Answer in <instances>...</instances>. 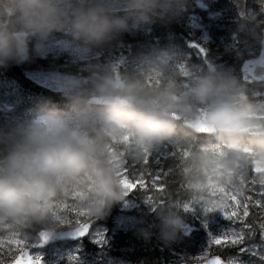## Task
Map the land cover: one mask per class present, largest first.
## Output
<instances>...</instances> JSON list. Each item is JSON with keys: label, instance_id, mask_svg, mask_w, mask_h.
<instances>
[{"label": "clouds", "instance_id": "1", "mask_svg": "<svg viewBox=\"0 0 264 264\" xmlns=\"http://www.w3.org/2000/svg\"><path fill=\"white\" fill-rule=\"evenodd\" d=\"M257 3L240 43L249 52L259 46L251 63L264 77V19H257L264 0ZM120 8L124 15L117 14ZM185 10V0H0V67L43 55L55 32L87 51L154 18L179 22ZM86 72L54 74L66 110L40 106L0 123V241L74 228L72 208L102 217L129 193L120 182L126 161L142 162L146 151L165 144L188 152L177 176L191 205L219 203L220 190H245L252 167L264 172V102L250 100L230 71L209 65L189 75L170 53L152 51L139 54L129 70L108 65ZM178 74L187 81L178 82ZM201 122L207 131L199 129ZM200 133L204 141L193 144ZM183 211L174 203L156 207L163 246L182 229Z\"/></svg>", "mask_w": 264, "mask_h": 264}, {"label": "trees", "instance_id": "2", "mask_svg": "<svg viewBox=\"0 0 264 264\" xmlns=\"http://www.w3.org/2000/svg\"><path fill=\"white\" fill-rule=\"evenodd\" d=\"M200 0H185V14L179 22H165L160 19L154 18L145 23L146 26L153 31L154 36L160 39L164 44H169L171 40L175 44H185L187 39L201 41L199 38V31L194 29L190 23V13L192 7ZM210 2L209 0H206ZM216 9H230L235 18L236 24L239 26H248L249 22H242L238 20L235 11L229 0H216L211 3ZM118 15H124V11L117 12ZM51 36L68 38L62 33L55 32ZM186 38V40H185ZM71 40V38H70ZM72 41V40H71ZM78 43V42H77ZM145 40L142 35L133 36L128 33L122 34L117 41H113L111 45L92 49L101 54L122 52L123 55L128 57H138L141 53L149 52V47H145ZM135 64H127L120 68L119 71H125L132 68ZM38 67L40 70L48 72H61L64 74L82 75V71L77 70L75 67H60L57 62L52 59H41L38 57L29 59L20 64H12L8 67H0V97L6 98L15 103L16 108L11 112L0 110V123H4L15 119L17 117H25L31 114L32 110L40 106L55 107L57 109L66 110L68 105L66 99L60 92H55L50 89L44 88L37 83L33 82L26 76V71L31 67ZM200 137L198 142L201 143ZM134 164V165H133ZM179 159L172 155L155 159L152 155L149 157L147 164L142 162L128 161L127 167L131 170H138L151 180V177L158 174V170L163 169L167 172L166 175H161L160 183L165 185L161 191H157L151 187L150 182L148 193L154 195V199L163 201L160 205H170L178 201L183 203L187 201L185 196V189L182 187L177 176V165ZM251 175V174H250ZM138 193V192H136ZM251 193L245 192V195ZM249 215L244 218V221L237 220L235 224L224 218H218L217 222H211L204 215V211L197 213L183 211L184 219L193 222L201 228L200 232L195 233L190 238L182 237L177 233L174 242L165 247L162 245L158 238L160 220L157 217V212H147L144 208L140 212L139 220L136 227L127 232H120L115 236L114 241L110 244L108 252L118 259L117 264H192V261L198 257L206 248L209 249V256L220 255L224 259H228L231 255L237 254L241 247L251 244H260L261 255L252 257L246 260H241L240 264H264V237H261V223L264 222V216H261L258 207L253 206L251 203L248 205ZM121 213V202L114 204L110 210L99 218H89V223L93 227L97 225L112 226L115 218ZM242 214V210H241ZM72 215V213H71ZM73 221V217H71ZM83 220V217H81ZM73 223V222H72ZM243 223H247L250 227L243 229L245 233L251 232V235H246L243 242L237 245L226 244H209L210 235L212 237L218 236L226 232L230 227L240 230ZM71 228H62L67 230ZM147 230L150 235L144 238L140 234V230ZM39 231H32L30 234L33 242L37 240ZM109 243L107 240L104 243V248H107ZM20 246H14L13 250L17 255L20 254ZM87 250H97L96 246L89 245ZM4 259L9 258L7 249L3 251ZM208 256V257H209ZM201 262L203 260L201 259Z\"/></svg>", "mask_w": 264, "mask_h": 264}, {"label": "rangeland", "instance_id": "3", "mask_svg": "<svg viewBox=\"0 0 264 264\" xmlns=\"http://www.w3.org/2000/svg\"><path fill=\"white\" fill-rule=\"evenodd\" d=\"M199 1L192 7L190 13V25L199 31V38L201 41L187 39L185 44H175L173 40L169 44H164L163 41L154 36L146 24H142L139 28L134 29L128 34L133 36L142 35L145 40V47H149V52L164 51L171 54V62L178 68L181 66L183 70L189 75H200L208 70L209 65L214 66L217 70L230 71L241 80V65L244 60L253 58L259 54V46H254L251 52L245 50L240 41L245 37L251 28V23L243 28L238 27L235 23V18L230 9H216L211 3L216 0ZM249 5V15L258 12L259 5L257 0H247ZM124 11L122 8L117 12ZM257 19H264V14L257 15ZM186 40V38H185ZM47 50L43 55L36 56L41 59H52L57 62L60 67H75L82 71V76H86V68L89 66H96L98 68L115 65L117 70L127 64H136L137 58L135 56L128 57L122 52L101 54L94 50H84L81 45L70 41L68 38H60L50 36L46 46ZM203 49V52H201ZM146 52V53H149ZM145 53V54H146ZM239 53V55L237 54ZM26 75L36 82L38 85L59 92L55 88L54 74H64L61 72H48L40 70L34 66L28 69ZM188 75H177L178 82H186ZM249 99L253 102H264V86L255 85L246 87ZM16 108L15 103L10 100L0 97V110L11 112ZM200 137L196 136L193 139V144H197ZM205 137L201 139L203 142ZM174 150L171 144L162 145L157 151L151 153L155 159L167 157L168 154ZM178 158L177 155H172ZM126 161L125 170L127 176L131 179L133 176H142L145 180V188L140 189L137 185L131 192H129L123 201L124 214H120L115 219L113 226L106 227L104 225L96 226L91 234L89 241L77 243H65L49 246L45 249L37 247L38 241L33 242L31 237L25 240L26 248L32 250V256L39 255L40 260L46 264H117L116 259L110 252V248H104L105 241H112L116 233L131 231L136 227L139 216L138 211H143L146 207L147 212H155L156 207L153 208L150 204L145 202L146 198H154L153 194H148L149 178L138 170H131L127 167ZM134 165V164H133ZM138 192V193H136ZM181 203V202H180ZM173 204V203H172ZM176 204V203H174ZM182 204V203H181ZM171 205V204H170ZM194 213L204 211L199 205H191ZM140 213V212H139ZM204 215L211 222H217L218 218H224L219 210L209 212L204 211ZM159 217V216H157ZM194 222V220H192ZM88 245H94L97 250H87ZM16 246V245H14ZM12 246V247H14ZM8 248L7 242L5 249ZM244 251H238L237 254L228 257L227 261L231 264H240L241 260H246L252 257L261 255L260 244H251L243 247ZM74 257V259H70Z\"/></svg>", "mask_w": 264, "mask_h": 264}, {"label": "snow or ice", "instance_id": "4", "mask_svg": "<svg viewBox=\"0 0 264 264\" xmlns=\"http://www.w3.org/2000/svg\"><path fill=\"white\" fill-rule=\"evenodd\" d=\"M203 52V49H201ZM181 72L183 73V67H180ZM199 129L203 131H207L203 122L199 124ZM123 143L128 142V136L122 138ZM111 151V149H110ZM245 151H249L245 149ZM122 154V153H121ZM179 161L183 158H186L188 152L186 149H181L179 146H174V150L168 155H177ZM150 154L146 151L144 155V159L142 164H147L149 161ZM178 166V165H177ZM250 179L246 185V188L241 193H235L231 190H220V202L214 199L210 206L204 208L205 212L219 210L221 214L225 217V219L231 221L233 224L237 220L244 221V218L249 215L248 205L251 203L253 206L258 207L261 216H264V172L261 170L252 167L250 169ZM166 175L167 172L163 169L158 170V174L156 173L151 177L149 181L151 187L157 191H161L165 188L163 183H160L161 175ZM121 184L125 188L126 191L131 192L137 185L140 189L145 188V180L142 176H133L131 179L127 176L125 168L122 171L121 175ZM184 187V185H182ZM245 192L251 193L249 195H245ZM145 202L150 204L153 208L156 207L157 203L162 204L163 201H158L154 198H146ZM177 206H181L185 212H191V203L189 201H184L182 204L178 201ZM242 210V214H241ZM74 227V235H84V233L88 229L89 217L85 213L84 210H77L75 208L71 209ZM83 217V220H81ZM63 223V221H62ZM250 226L247 223H243L240 230L229 228L226 232L221 233L218 236L212 237L210 235L209 244H226V245H237L243 242L246 235L250 236L251 232L245 233L243 229H247ZM261 237H264V222L261 223ZM48 239V235L46 233L41 232L39 234V243H43ZM8 248L7 252L9 258L7 260L4 259L3 249L5 248V242L0 241V264H41L40 256H30L28 252L25 250L27 245L25 240L16 239L7 242ZM14 245L20 246L19 251L20 254L17 255L13 250ZM241 252L244 251V248L241 247L239 249ZM209 249L206 248L198 257H196L192 264H201V259L203 260V264H222V261L218 256H212L211 259H208ZM70 259H74V257H70ZM264 259V257H261Z\"/></svg>", "mask_w": 264, "mask_h": 264}, {"label": "water", "instance_id": "5", "mask_svg": "<svg viewBox=\"0 0 264 264\" xmlns=\"http://www.w3.org/2000/svg\"><path fill=\"white\" fill-rule=\"evenodd\" d=\"M232 4L236 8L237 14L241 20H247L248 13H247V0H231ZM252 59L246 60L242 67H241V73H242V81L247 85H253L259 82H264V77L258 78L256 75V70L252 67ZM203 134V133H200ZM200 227L197 225H194L193 223H190L186 220H184V225L181 230L178 232L184 236V237H191L194 232L200 231ZM91 232V225L88 224V229L84 233V235H74V228L68 229V230H63L57 234H53L48 237L46 241H44L42 244H39V248H46L48 246L62 243V242H77L81 240H86L89 237V234ZM38 238H39V233H38ZM28 254L31 256V251L26 250ZM213 256H218L219 259L222 261V264H229L227 261H225L221 256L219 255H213ZM209 257L208 259H211ZM45 264V263H41ZM203 264V262L201 263Z\"/></svg>", "mask_w": 264, "mask_h": 264}]
</instances>
